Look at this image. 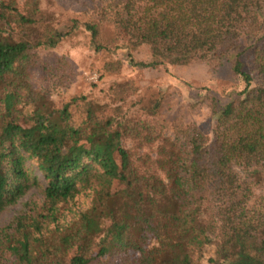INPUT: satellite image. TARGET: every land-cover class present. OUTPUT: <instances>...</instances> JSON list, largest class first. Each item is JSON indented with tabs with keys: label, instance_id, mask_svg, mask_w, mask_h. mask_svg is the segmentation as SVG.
Here are the masks:
<instances>
[{
	"label": "trees",
	"instance_id": "1",
	"mask_svg": "<svg viewBox=\"0 0 264 264\" xmlns=\"http://www.w3.org/2000/svg\"><path fill=\"white\" fill-rule=\"evenodd\" d=\"M40 1L0 0V212L30 185H43L41 204L0 230V264H199L203 255L205 264H264L263 0L93 1L83 20L93 50L106 47L109 27L128 52L147 49L134 64L142 69L220 65L243 36L254 39L250 70L240 54L230 66L242 83L239 98L220 104L207 94L198 102L207 134L194 123L159 122L157 99L127 116L137 85L111 83L117 168L101 148L107 126L99 104L79 96L57 108L50 99L49 85L67 79V63H44L39 51L55 48L76 23L52 28ZM119 67L109 62L103 72ZM26 159L41 181H29ZM81 193L88 207L71 211ZM104 238L111 239L106 258L100 248L96 257L63 261L68 244L90 247Z\"/></svg>",
	"mask_w": 264,
	"mask_h": 264
},
{
	"label": "rangeland",
	"instance_id": "2",
	"mask_svg": "<svg viewBox=\"0 0 264 264\" xmlns=\"http://www.w3.org/2000/svg\"><path fill=\"white\" fill-rule=\"evenodd\" d=\"M94 0H41L40 8L46 14L49 25L61 32L69 31L70 21L76 23L72 33L62 38L53 49L40 50L39 56L44 63L53 65L62 58L67 63V79L63 82L51 81L49 85L50 99L58 108L68 102L72 97L84 96L92 98L99 104V120L107 126L104 132L101 148L110 155L112 162L117 168L118 157L116 148L118 141L114 137L116 119L109 112V101L106 99V91L113 82L133 80L137 85V91L126 101L124 111L127 116H132L138 106L147 105L150 100L157 99L159 102L158 120L161 123L170 125L194 123L203 133L209 131L207 111L201 108L198 102L205 95L215 96L220 104L229 100H235L236 95L242 89L239 82L231 73L230 66L235 55L240 54L243 68L246 71L249 67V53L254 39L243 36L232 54L222 61L220 65L205 63H194L187 68L160 67L154 69H142L134 65L147 58V49L139 46L134 51L125 50L124 42L121 39H113V30L106 28L103 39L106 47L95 52L89 44V35L84 30L83 20L86 10L91 8ZM264 13V0L263 9ZM116 46V48H114ZM114 48V49H113ZM118 62V74H107L103 72V66L109 62ZM206 88V91H201ZM190 104H196L190 108ZM26 107L24 112H29ZM169 134V133H168ZM125 148L130 147V142H121ZM151 158H154L152 153ZM24 168L29 176L36 177L41 181V176L32 160L24 161ZM30 184V182H29ZM43 185H30L25 194L15 204L7 206L0 212V230L10 225L12 219L20 212L38 207L42 202ZM112 191L117 194L120 189L117 183H113ZM89 205V196L82 193L74 200L71 211L84 210ZM67 217L69 212H64ZM109 220V218H106ZM59 224L64 225L65 219H59ZM108 225L106 221L105 227ZM111 239L104 238L100 243L95 242L93 246L80 244H68L66 261L73 254L79 253L83 256H97L99 249L104 253L101 258H106L110 250ZM12 258L2 264H12ZM199 264H205L204 255L199 258Z\"/></svg>",
	"mask_w": 264,
	"mask_h": 264
}]
</instances>
